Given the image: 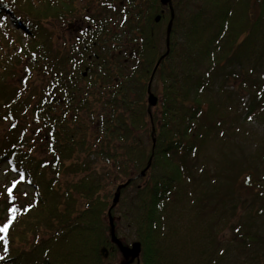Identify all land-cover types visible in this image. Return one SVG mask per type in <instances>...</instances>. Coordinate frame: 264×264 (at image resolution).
Wrapping results in <instances>:
<instances>
[{
  "label": "trees",
  "instance_id": "16d2710c",
  "mask_svg": "<svg viewBox=\"0 0 264 264\" xmlns=\"http://www.w3.org/2000/svg\"><path fill=\"white\" fill-rule=\"evenodd\" d=\"M70 1L0 0V264H116L128 181L139 264H264V0H173L162 60L160 0Z\"/></svg>",
  "mask_w": 264,
  "mask_h": 264
},
{
  "label": "water",
  "instance_id": "95a60500",
  "mask_svg": "<svg viewBox=\"0 0 264 264\" xmlns=\"http://www.w3.org/2000/svg\"><path fill=\"white\" fill-rule=\"evenodd\" d=\"M162 6L164 7H168L169 11H170V20L167 26V52L166 54H164L161 57V60L168 55L169 53V46H170V35L172 32V26H173V22H174V18H175V12H174V8H173V0H160ZM160 16L157 17L156 21L159 22L160 21ZM161 60L157 63L155 70L153 72L152 78L150 80L149 86H148V93H149V98H148V103H149V107H153L156 106L157 104V97L152 93V89H151V84H152V80H153V76L156 72V70L158 69ZM151 164V160L149 161V165L148 167L145 169V171H143L141 173V176H145L146 170L150 167ZM131 181H128L125 184L120 185L117 190L116 193L114 195V199H113V205L111 206L110 210H109V221L111 224V238H112V242L118 247L122 257L124 258V263L123 264H134L135 262H138L139 264V260H140V256L142 253V244L137 241L132 243L131 245H126L124 244L117 236H116V228H115V224L113 221V217L111 214V210L117 205V203L119 202L120 199V192L123 188H125ZM102 255L105 259H107L109 257V251L107 248H103L102 249Z\"/></svg>",
  "mask_w": 264,
  "mask_h": 264
},
{
  "label": "rangeland",
  "instance_id": "374dc122",
  "mask_svg": "<svg viewBox=\"0 0 264 264\" xmlns=\"http://www.w3.org/2000/svg\"><path fill=\"white\" fill-rule=\"evenodd\" d=\"M90 1L91 0H71L70 2L72 3V5H73V7H74V9L76 11V14H73L72 16H82L84 14L89 13L88 12V9H86V8H87V6H89ZM77 21H78V19H75L73 21L74 24H76ZM59 29H61L62 35L68 41V43H70L69 40H71V39L74 40L73 39L74 38V35L77 33V30H75L74 27L71 28V30L74 29L73 32H71L69 29L65 28V25L59 26ZM226 89L229 90V91H234L235 90V87H234L233 84H230V87L227 86ZM248 101H249V97H245L243 101L241 100V104H240V108H242L241 111L244 109V105L246 103H248ZM159 102H160L159 101V98H157V104H156V106L151 107V109H153L155 111L156 108H157V105L159 104ZM154 111L151 112V115L154 113ZM230 111L231 110H229V112ZM158 126H159V124H158ZM244 130L246 132H252V130H253L254 132H257V133H263L264 132V124L262 122H258L256 120H252L249 123H245ZM6 132H7V128L4 125H0V136H2L3 134H5ZM33 149H34V147H33ZM5 169H6V166H3V168L0 170V196L1 197L3 196V189L5 188V186L7 184H9V182H11V180H10L8 174L6 173ZM22 189L25 190L26 188L22 187ZM1 204H2V200L0 199V211H1ZM122 212L123 211H120L119 210V213L118 214H121ZM115 219H116V222L117 221L119 222V215L116 216ZM257 225H261V226H258L257 228H261V233L264 234V215L261 217V219H259ZM125 230H127V229L124 226H122V232L123 233L125 232ZM126 235H128V233ZM128 244L130 245V244H132V242H128ZM112 262H115L116 264H123L124 263V259L121 256H118Z\"/></svg>",
  "mask_w": 264,
  "mask_h": 264
},
{
  "label": "snow or ice",
  "instance_id": "6c2138e0",
  "mask_svg": "<svg viewBox=\"0 0 264 264\" xmlns=\"http://www.w3.org/2000/svg\"><path fill=\"white\" fill-rule=\"evenodd\" d=\"M16 187V185H13L12 188H9L8 189V195L10 197L13 196V189ZM12 216H11V219L8 221V223L4 224L2 227H0V241H3L4 242V245H5V251H7V234L9 232V226L11 225L12 221H14L16 219V209L13 208L12 210ZM4 257L3 256H0V260H3Z\"/></svg>",
  "mask_w": 264,
  "mask_h": 264
}]
</instances>
